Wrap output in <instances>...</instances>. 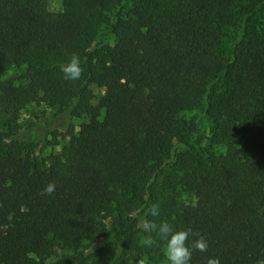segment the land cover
Masks as SVG:
<instances>
[{
  "label": "trees",
  "instance_id": "16d2710c",
  "mask_svg": "<svg viewBox=\"0 0 264 264\" xmlns=\"http://www.w3.org/2000/svg\"><path fill=\"white\" fill-rule=\"evenodd\" d=\"M47 1L0 0V264H167L140 218L204 236L190 264L264 260V0ZM32 103L87 121L41 157Z\"/></svg>",
  "mask_w": 264,
  "mask_h": 264
},
{
  "label": "rangeland",
  "instance_id": "374dc122",
  "mask_svg": "<svg viewBox=\"0 0 264 264\" xmlns=\"http://www.w3.org/2000/svg\"><path fill=\"white\" fill-rule=\"evenodd\" d=\"M47 9L50 12H60L62 10L61 1L48 0ZM261 16L264 19V11L261 12ZM17 72L18 70L15 68L0 69V80L14 77ZM91 88L94 95L101 93L95 86ZM85 121H87L85 118H73L67 111L59 112L56 108L32 103L20 114L18 121L22 130L20 138L35 142L38 145L37 154L47 157L58 154L61 147L67 143L69 135L76 133L78 126ZM209 128L210 124L205 119L200 122L197 128L196 142H200L203 147L206 145Z\"/></svg>",
  "mask_w": 264,
  "mask_h": 264
},
{
  "label": "clouds",
  "instance_id": "9594fccd",
  "mask_svg": "<svg viewBox=\"0 0 264 264\" xmlns=\"http://www.w3.org/2000/svg\"><path fill=\"white\" fill-rule=\"evenodd\" d=\"M65 80H79L83 74L80 57L73 53L67 63L59 65ZM55 184L48 183L41 192V195H52L55 192ZM160 204L153 203L148 209V214L155 217L159 215ZM136 227L145 233H156L160 240L166 242L164 254L168 264H190L193 251L207 252L208 242L204 236L199 233H193L191 228L186 230H174L173 226L167 221L157 224L146 218H140ZM197 237L189 244V237ZM144 243L148 246L156 244V240L149 235ZM137 264H144L143 260L137 261ZM206 264H220L219 258H209ZM257 264H264V260L257 261Z\"/></svg>",
  "mask_w": 264,
  "mask_h": 264
}]
</instances>
